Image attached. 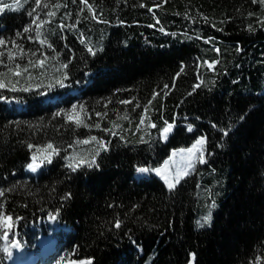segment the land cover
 Instances as JSON below:
<instances>
[{
  "label": "trees",
  "instance_id": "16d2710c",
  "mask_svg": "<svg viewBox=\"0 0 264 264\" xmlns=\"http://www.w3.org/2000/svg\"><path fill=\"white\" fill-rule=\"evenodd\" d=\"M20 4L0 13V99L28 102L0 101V216L55 214L74 228L62 249L92 264H264V3ZM64 84L83 89L42 100ZM200 135L205 162L174 189L136 174Z\"/></svg>",
  "mask_w": 264,
  "mask_h": 264
},
{
  "label": "rangeland",
  "instance_id": "374dc122",
  "mask_svg": "<svg viewBox=\"0 0 264 264\" xmlns=\"http://www.w3.org/2000/svg\"><path fill=\"white\" fill-rule=\"evenodd\" d=\"M79 89L77 88H72L71 89V93L73 94H78ZM45 96H48V94H46ZM55 99V97H53ZM45 99H48V97H45ZM49 100V99H48ZM74 113L78 114V111L75 110ZM163 138L166 139L163 135ZM204 138L205 139V144L203 146H197L198 150H195L193 153H189L187 151V149H190L193 147V145L196 144V141L198 139ZM202 147V154H203V159H204V150L206 147V137L205 135H200L191 145L189 146H185V147H178L175 148L171 151L170 156H168V158H166L161 164H159L158 166L152 167L150 169H161L162 170V175H158L155 171H151L154 175L160 177L163 182L165 183L164 180V176L167 175L169 177L170 180H174L175 175L177 174V172H179V174L183 177H185L186 175H184L185 172H187V174H189L191 171H193V169L195 168V166L200 162V158H201V151L199 150ZM184 150V151H181ZM167 162V168L165 169V165ZM192 164L193 167L189 168L188 165ZM26 171L29 173L30 169H26ZM145 173V172H144ZM148 176L150 175L149 172H147ZM144 175V174H143ZM139 177H142V175L140 173H138ZM181 178V179H182ZM180 179V181H181ZM166 184V183H165ZM177 185V184H176ZM167 186V184H166ZM41 225L39 223L35 224V225H31L29 230H26V227H22L18 221H15V219H13L12 217H8L5 216H0V235L2 233V243H3V247L4 249L7 248V245L10 244L9 240L10 239H15V242H21V243H25V245H27L30 248V253L27 254V256L31 255V257L33 259L36 258V256H38V253H33V250H37L39 249V244L42 245V239L46 236L45 240L47 239H53V235H52V230H57L54 229V225H56L57 227H59V225L54 224L53 222L49 221L47 218L45 220L41 221ZM35 228V234L34 232L31 231L32 228ZM45 227L46 231L48 232L47 234H40V231L43 230ZM37 234L36 240L34 239V235ZM9 242V243H8ZM1 243V244H2ZM53 244V245H52ZM52 244H51V248L50 251H52L51 253H49L50 251L45 252L44 249L38 250V252H41L42 254H44L45 257H50L49 261L47 260L46 264H81L82 261H87V260H81L79 258H77V256L73 255V254H68L65 253L64 251H60V252H55V243H53L52 240ZM42 258L40 257L38 259L41 260ZM42 264L43 263V259L40 261Z\"/></svg>",
  "mask_w": 264,
  "mask_h": 264
},
{
  "label": "snow or ice",
  "instance_id": "6c2138e0",
  "mask_svg": "<svg viewBox=\"0 0 264 264\" xmlns=\"http://www.w3.org/2000/svg\"><path fill=\"white\" fill-rule=\"evenodd\" d=\"M85 2H86V0H85ZM254 2H255V0H254ZM260 2H261V3H264V0H260ZM36 3H37V6H39L40 0H36ZM20 6H21V4H20V0H14V3H13V4L4 3L3 0H0V13H3L6 9H10V8L15 9V8H19ZM34 11H35V9H33V12H34ZM32 14H33L32 12H29V15H32ZM52 14L54 15V13H52ZM33 22L35 23V21H33ZM28 30H29V29H27V28L25 29V31H28ZM41 43H43V41H41ZM5 44H6L5 39H4V38H0V46H4ZM89 51L91 52L92 50L89 49ZM217 51H218V49H217ZM93 54H95V53H93ZM42 63H43V62L41 61V64H42ZM66 66H67V65H65V67H66ZM210 66H211V65H210ZM181 70H183V69H181ZM19 74H20L19 72L16 73V75H19ZM0 87H4V85H3V84H0ZM197 87H199V85H197ZM73 110H75V109H73ZM78 123H79V122H78ZM141 123H143V121H141ZM96 126L99 127V125H96ZM152 127H155V125H152ZM172 127H173V126H172L171 124H168L165 128H163V135H164L165 138H167L168 133H170V132L172 131ZM191 130H192L191 127H189V131H191ZM224 135H227V132H225ZM93 139H95V138L93 137ZM84 142L87 143V141H84ZM204 144H205V139H204V138L198 139V140L196 141V144L193 145L192 148L187 149V151H188L189 153H193L195 150H198V149H197V146H203ZM30 147H31V146H30ZM101 147H103V144L101 145ZM47 148H48V149H52L53 152H55V149L53 148V145L49 144V145H47ZM199 150L201 151L200 163H204L205 161H204V159H203L202 147H201ZM181 151H184V150H181ZM50 155H51V154H49L48 157H45V159H48L49 162H50ZM36 160H37V158H36V156L34 155V156L32 157V163H29V164L27 165L28 169H30V170L33 171V172H35L36 169H37V167H38V164L36 163ZM40 162L43 163L44 161L41 160ZM81 163H87L88 166L91 167L92 164L95 163V161H92L91 163H89V162H87V161H81ZM77 166H79V165H77ZM69 167H72V165H69ZM188 167L191 168V167H193V165L190 163V164L188 165ZM166 168H167V162H166V165H165V169H166ZM138 171H140V172L155 171L158 175H162V170L159 169V168H157V169L140 168V169H138ZM184 175H187V172H185ZM181 178H182V176L179 174V172H177V174L175 175L174 180H170L169 177H168L167 175L164 176L165 183L167 184V187H168L170 190H171V189H174V188L176 187V184H178V183L180 182V179H181ZM3 195H4V192H3L2 190H0V196H3ZM213 206H214V205H213ZM52 218L54 219L55 217H52ZM209 219H210V216H206V217H204L205 222H207ZM197 223L199 224L200 222L198 221ZM115 226L118 228V227H120V224H119V223H116ZM200 226H203V225H200ZM17 246H18V245H17ZM4 251H5L6 253H8L9 255H11V253H10L9 250H8V248H5ZM193 260H194V256H193ZM81 264H92V262H91V260H89V261H82ZM190 264H191V262H190Z\"/></svg>",
  "mask_w": 264,
  "mask_h": 264
},
{
  "label": "bare ground",
  "instance_id": "6f19581e",
  "mask_svg": "<svg viewBox=\"0 0 264 264\" xmlns=\"http://www.w3.org/2000/svg\"><path fill=\"white\" fill-rule=\"evenodd\" d=\"M43 243H44V246H45V247H49V245H50V240L47 239V240H45V242H43Z\"/></svg>",
  "mask_w": 264,
  "mask_h": 264
}]
</instances>
